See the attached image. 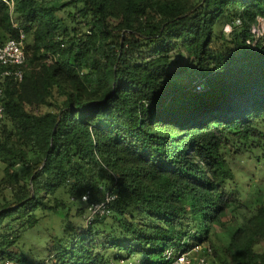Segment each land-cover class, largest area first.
Returning a JSON list of instances; mask_svg holds the SVG:
<instances>
[{
  "label": "trees",
  "instance_id": "obj_1",
  "mask_svg": "<svg viewBox=\"0 0 264 264\" xmlns=\"http://www.w3.org/2000/svg\"><path fill=\"white\" fill-rule=\"evenodd\" d=\"M68 7L74 28L57 15ZM259 17L264 0H0V40L23 30L27 52L23 78L3 82L0 264H32L13 249L18 227L66 216L61 188L86 213L116 197L51 264H110L108 248L165 264L218 227L229 239H211L213 264H264V201L226 226L238 197L221 172L230 135H262L264 34L246 42Z\"/></svg>",
  "mask_w": 264,
  "mask_h": 264
},
{
  "label": "rangeland",
  "instance_id": "obj_2",
  "mask_svg": "<svg viewBox=\"0 0 264 264\" xmlns=\"http://www.w3.org/2000/svg\"><path fill=\"white\" fill-rule=\"evenodd\" d=\"M69 11H75V7L59 10L57 15L62 19L63 24L74 28L75 22L68 16ZM222 26L223 21L220 26L216 27L217 31L223 29L230 36V29L227 26L222 28ZM77 27H79L78 30L84 29V26H79V23ZM178 48L175 49L174 55L176 57L179 55ZM147 53L145 51L144 54ZM48 60H51L50 57ZM181 61H185V59ZM180 80L189 82L190 78L184 77ZM197 90H205L204 85L199 89L197 87ZM48 108L47 105L42 104L38 110L44 111ZM257 125L262 131V135L258 136L254 142L230 135L222 150L225 157V165L221 169L224 187L238 197L237 207L232 209L229 216L231 219L226 221V226L240 223L243 221L244 215L252 213L255 206L264 201V119H259ZM5 167L6 162L0 158V179L4 175ZM56 195L66 206L65 211L68 212L66 216L62 217L58 213L48 212L36 226L24 230V227H18L23 234L13 249L25 256L29 263L51 264L48 258L50 254L61 246L67 245L77 227L86 225V212H81L83 203H73L64 188L59 189ZM108 220L110 219L108 218ZM193 228H197L196 223ZM227 228L218 227L215 236H211V239L216 241V239L221 238L224 242L227 241L229 239ZM211 239L204 244L210 245ZM257 248L264 250V241L259 243ZM106 253L110 255V264H141L142 261L141 254L129 257L127 250L108 248Z\"/></svg>",
  "mask_w": 264,
  "mask_h": 264
},
{
  "label": "built area",
  "instance_id": "obj_3",
  "mask_svg": "<svg viewBox=\"0 0 264 264\" xmlns=\"http://www.w3.org/2000/svg\"><path fill=\"white\" fill-rule=\"evenodd\" d=\"M9 4L11 11L14 9L15 0H4ZM259 26L254 25L251 28L252 35L246 40L255 50L258 48V38L264 34V18L259 17ZM239 22V20H238ZM16 24V22L14 23ZM227 28L231 30V25ZM26 33L21 30L18 37H10L5 40H0V119L5 114V105L3 101L4 85L6 77L13 76L20 80L24 76L22 65L27 59L25 49ZM116 197V194L107 190L104 198L101 201L94 202L88 205L85 217L86 224L90 223L97 215L108 214L110 212V203ZM88 195L82 196V199H87ZM213 249L211 245L196 244L188 249H183L177 246L168 247L165 250V264H213L211 255ZM5 264H18L14 260H7Z\"/></svg>",
  "mask_w": 264,
  "mask_h": 264
}]
</instances>
